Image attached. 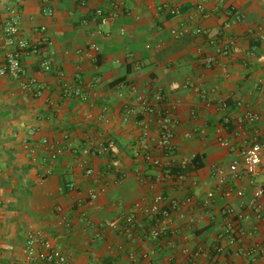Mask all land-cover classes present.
I'll return each instance as SVG.
<instances>
[{
  "label": "crops",
  "instance_id": "1",
  "mask_svg": "<svg viewBox=\"0 0 264 264\" xmlns=\"http://www.w3.org/2000/svg\"><path fill=\"white\" fill-rule=\"evenodd\" d=\"M200 2L206 16L195 11ZM119 3L118 19L100 27L107 34H98L99 26L90 21V15L96 7L107 8L109 0H88L86 7L77 0H50L47 4L0 0V17L4 21L14 17L22 37L43 43L51 64V70L45 71L39 56L23 57L25 76L37 77L42 87L40 97L21 92L17 79L0 77V264H24L28 232L51 240L74 264H254L245 252L264 242V222L250 210L254 186L245 176L233 178L229 172L231 160L244 142L254 135L264 139V86L263 90L257 88L258 80L264 79V0ZM162 4L174 5L180 14L172 16L167 9H159ZM47 7L52 8L51 15L46 13ZM231 8L241 12L243 19L226 30L234 39L228 55L219 54L204 37L188 33L173 38L169 34L181 21L216 34ZM92 43L99 50L90 57L77 53ZM6 50L0 46V65ZM202 54L212 56L215 63L203 64ZM133 60L141 62L140 70L133 69ZM58 73L61 80L88 91L91 103L62 97ZM129 81L149 96L154 86H161L166 98L161 107L174 104L175 159L186 157L191 163L198 156L201 162L194 169L175 167L173 172L183 173L182 179L158 181L159 170L134 158L141 127L133 119L122 122V102L132 95L127 87L118 88ZM103 105L109 109L104 119ZM246 110L258 112L261 120L249 124L243 120ZM226 118L230 122L221 135L228 147L219 144L216 134ZM31 128L36 129L34 135L29 134ZM150 128L156 136L154 122ZM43 138L62 146L64 153L52 161L41 145ZM24 140L37 146L34 156ZM107 140L115 143L110 154L78 163L74 148ZM85 165L93 169L89 177L84 175ZM215 168H223L226 185L243 189L244 195L225 199L218 192L214 202L203 208L206 192L216 184ZM70 182L73 189L67 188ZM100 185H105V191L90 203L91 188ZM159 193L166 200L190 199L181 210L184 217L178 211L170 216L172 232L157 239L147 236L156 221L145 210L136 214L135 240L111 227L135 204L146 209ZM259 200L264 203V196ZM228 205L249 213L250 218L232 220L244 234L234 245L220 241L223 250L217 254L216 238L227 223L222 209ZM60 216L67 217L72 227L60 225ZM200 247L205 254L198 260L184 251Z\"/></svg>",
  "mask_w": 264,
  "mask_h": 264
},
{
  "label": "built area",
  "instance_id": "2",
  "mask_svg": "<svg viewBox=\"0 0 264 264\" xmlns=\"http://www.w3.org/2000/svg\"><path fill=\"white\" fill-rule=\"evenodd\" d=\"M49 1L50 0H41L43 4H47ZM77 2L81 7H86L88 5V0H77ZM159 9H167L172 16L180 14L178 8L170 4H162L159 6ZM45 11L48 15L53 13L50 7H47ZM195 11L204 16L207 15L203 2L197 3ZM120 13L121 5L119 0H109L107 8L102 6L94 8L90 15V21L99 26L96 29V33L104 34L105 32L100 27L115 22L120 16ZM227 15H229V18L222 24L221 29L213 35H211L210 31L206 28L200 26L191 27L184 21L171 27L169 34L173 38H180L188 33L204 37L209 45L219 54L228 55L232 51L234 39L226 34V30L231 27L233 22H240L243 19V14L231 8L227 11ZM0 29V46L6 47L7 49L4 61L0 65V77L17 79L19 80L21 92L30 93L35 98L40 97L42 94V87L37 77L25 76L23 57L26 54L39 56L40 67L45 71H50L51 64L49 56L45 47H43V43L32 42L22 37L19 33L18 22L14 17H11L8 21H4V19L0 17ZM41 30H45V27H41ZM120 33L124 34L125 29L121 28ZM146 47L149 48L150 44H146ZM98 50L99 46L96 43H92L88 49L77 50V53L90 57L92 51L96 52ZM201 60L202 63L207 66L215 63L214 58L208 54H202ZM132 65L134 70H140L142 68V64L139 60H133ZM57 77L60 79L61 74L58 73ZM263 84L264 79L258 80V90H263ZM124 87H127L128 92L132 95V99L122 102L121 107L123 112L121 120L123 123H128L133 119L141 127L138 139L139 145L133 151L134 158H140L153 168L159 170L160 175L156 178L158 181L163 179H182L184 174L180 172L175 174L173 172L174 168L180 167L186 169L190 164V160L186 157H182L177 162L175 159L177 155L175 146V126L177 120L173 113L174 104L171 103L170 107L164 109L161 107V103L166 101L161 86H154V91L151 96L142 94L133 81L121 83L118 86L119 89ZM60 95L62 97L77 98L83 103H91V94L88 91L84 90L80 85H72L64 80H61ZM222 105L224 106V104H221V106ZM108 110V106H102V119L105 118V113L108 112ZM243 120H246L249 124H255L261 120V116L258 112L246 110L243 114ZM152 122H154L156 126V136H152V130L150 128ZM229 122V118L224 119L223 126L216 129L217 141L220 145L225 147L229 146V142L221 135V131L224 129L223 127L226 129L228 128L227 125ZM35 133V128L29 130L30 135H34ZM114 144L113 140L100 141L85 146L80 150L74 148L72 152L77 155L78 163L82 165L88 157L110 154L114 148ZM24 145L31 155L34 156V154H36L37 146L30 145L27 140H24ZM41 145L49 151V158L52 161L56 160L64 153V148L62 146L52 143L46 138L41 140ZM231 166L232 168L229 172L230 177L240 178L241 176H245L249 183L254 186V200L250 210L257 220L264 222V203L259 200L264 196V139H259L257 135H254L250 141L244 142L238 154L231 160ZM84 167V175L87 177L91 176L93 174V169L88 165ZM214 172L217 176L216 184L213 189L206 192L201 203L203 208H208L211 203L214 202L218 192L225 199H229L233 196L238 198L243 197V189H234L226 185L227 176L223 168H215ZM47 173H50V170H48ZM73 187V182L67 184V188L73 189ZM105 189V185L91 188L89 192V202L92 203L97 200ZM189 202L190 199L188 198L182 201L166 200L165 196L159 193L153 198V201L146 209L139 204H135L124 215L120 223L114 222L111 224V227L121 232L128 239L135 240L137 227L136 214L145 210L147 215L156 221L154 226L148 229L146 235L153 239H157L173 231L169 223L170 216L173 212L178 211L179 215L184 217V213L181 210L184 206L188 205ZM222 215L227 219V223L216 238L217 243L214 246V250L217 254L223 250L219 243L220 241L226 240L228 245H234L244 234V229L240 225L234 226L232 220L241 222L250 218L249 213L239 211L232 205L224 206ZM59 224L66 228L72 227L71 221L65 216H60ZM184 251L194 260H198L205 254L201 247L195 250L185 249ZM24 255V264H74L61 249L57 248L52 243L51 240L35 232H28L26 235ZM245 255L251 263L264 264V242L257 245L256 248L254 247L246 250ZM131 257L133 258L134 255H131Z\"/></svg>",
  "mask_w": 264,
  "mask_h": 264
},
{
  "label": "trees",
  "instance_id": "3",
  "mask_svg": "<svg viewBox=\"0 0 264 264\" xmlns=\"http://www.w3.org/2000/svg\"><path fill=\"white\" fill-rule=\"evenodd\" d=\"M199 159H200V157L195 156V157L192 159L190 165L187 166V169H194V168H197V167L201 166V162H198Z\"/></svg>",
  "mask_w": 264,
  "mask_h": 264
}]
</instances>
